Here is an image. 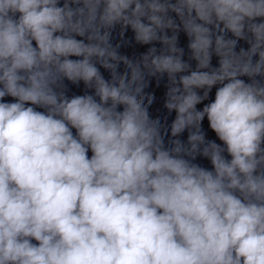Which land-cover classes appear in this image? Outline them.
<instances>
[{"label":"clouds","instance_id":"1","mask_svg":"<svg viewBox=\"0 0 264 264\" xmlns=\"http://www.w3.org/2000/svg\"><path fill=\"white\" fill-rule=\"evenodd\" d=\"M0 264H264V0H0Z\"/></svg>","mask_w":264,"mask_h":264}]
</instances>
